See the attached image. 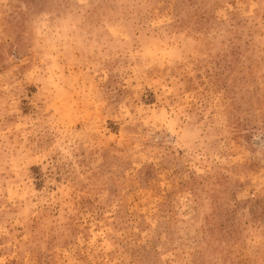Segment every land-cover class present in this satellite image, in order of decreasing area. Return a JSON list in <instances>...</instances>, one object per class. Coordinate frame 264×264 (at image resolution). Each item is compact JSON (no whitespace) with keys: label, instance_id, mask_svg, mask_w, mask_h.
<instances>
[{"label":"rangeland","instance_id":"1","mask_svg":"<svg viewBox=\"0 0 264 264\" xmlns=\"http://www.w3.org/2000/svg\"><path fill=\"white\" fill-rule=\"evenodd\" d=\"M0 264H264V0H0Z\"/></svg>","mask_w":264,"mask_h":264}]
</instances>
